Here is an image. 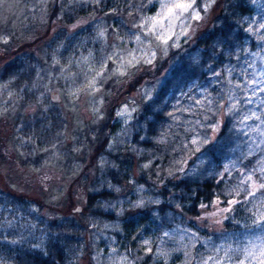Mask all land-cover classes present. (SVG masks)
<instances>
[{
	"label": "rangeland",
	"instance_id": "1",
	"mask_svg": "<svg viewBox=\"0 0 264 264\" xmlns=\"http://www.w3.org/2000/svg\"><path fill=\"white\" fill-rule=\"evenodd\" d=\"M55 1L0 0V189L4 191L0 194V246L43 248L49 236L44 228L50 222L73 219L83 232L65 248L67 264H133L128 246L150 252L153 264H173L172 249L183 250L199 240L202 245L196 253L205 254L192 264H260L264 260L260 255L264 250V196L252 197L249 222L208 241L197 239L190 227L156 232L151 225L155 215L152 205L159 198L137 183L135 176L141 168L137 156L131 159L132 164H124V171L118 170V184L102 173L107 157H100L94 165L89 158L90 146H95V135L104 123L108 124L105 133L110 149L138 153L130 123L140 103L155 97L158 83H143L125 93L129 80L138 67L151 64L193 35L202 23V11L212 15L215 0H199V4L189 0L192 8L188 12L174 21L164 20L152 31L150 18L161 12L162 0H146V11L138 17L127 14L122 20L120 13L109 11L107 16L94 13L65 24L57 21L60 14L50 18ZM113 1L58 3L62 11L91 4H102L99 8L104 10ZM196 13L199 19L194 18ZM240 24L247 36L236 51L235 62L224 61L221 68L216 65L206 83L191 82L181 96L200 101L210 86L223 84L227 95L219 120L224 113H231L238 128L255 142L264 135V118L259 115L264 110V0H251ZM160 35L167 43L158 38ZM23 52L35 55V76L26 89L36 98L25 104L21 101L24 88L14 86L13 79L2 73L3 65ZM52 91L59 94V102L51 103ZM107 99L113 101L111 118ZM50 111L59 113L63 127L55 144L41 145L27 134L24 121L45 120ZM20 118L23 121L19 122ZM141 127L140 122L137 128ZM82 171L87 176L81 175ZM103 186L115 190L116 199L102 206L114 218L88 217L82 213L86 193ZM9 191L22 194L26 201L12 204ZM204 219L218 231L219 221ZM141 223L146 229L132 241V229ZM0 264L11 263L0 260Z\"/></svg>",
	"mask_w": 264,
	"mask_h": 264
},
{
	"label": "trees",
	"instance_id": "2",
	"mask_svg": "<svg viewBox=\"0 0 264 264\" xmlns=\"http://www.w3.org/2000/svg\"><path fill=\"white\" fill-rule=\"evenodd\" d=\"M58 1L50 7V18L60 17V14L57 21L64 24L94 13L107 16L109 11L120 13L124 20L127 14L138 17L147 8L146 0H114L104 10L99 8L102 4H91L87 8L62 11ZM250 1L215 0L210 9L212 15L209 17L202 11V23L195 28L193 35L179 47L171 48L163 57L137 68L125 93H131L143 83H158L155 97L140 103L130 123L138 153L130 150L126 154L121 148L110 149L106 140V123L99 127L95 135V146H90L91 165L100 157H107L102 173L114 184L120 182L117 179L118 170L124 171V164H132L131 159L137 156L141 167L135 176L137 183L143 184L159 198L152 205L155 215L151 225L156 232L190 227L197 239L203 237L201 239L208 241L211 236L237 231L242 224L249 222L252 197L264 196V187H260L264 185V135L259 141H252L238 128L231 113H224L223 119L219 120L227 95L223 84L210 86L200 101L181 96V91L191 82L206 83L216 65L221 68L224 61L235 62L236 51L247 36L240 20L246 14ZM34 56L30 52L20 53L2 68V73L13 79L14 86L24 88L22 104L33 102L36 98L33 92L26 89L35 76ZM178 92L180 94L177 95ZM111 99L115 100V97ZM111 99H107V102L110 101V118ZM241 99L239 97V101ZM259 115L264 118V110ZM24 122L27 134L33 135L39 144L48 146L58 141L57 133L63 127L62 118L56 111H50L45 120L36 117ZM140 122L142 127L137 128ZM216 126L218 130L215 132ZM30 128L32 132H29ZM29 160L36 162L32 158ZM127 173L133 175L130 171ZM83 174L87 176L82 171ZM253 191L255 195H252ZM3 192L0 189V194ZM114 192V188L105 186L87 192L82 213L91 218H114L102 207L104 203L116 199ZM8 196L12 204L26 201L22 194L12 191ZM204 218L219 221L218 231L211 228L208 221L204 222ZM46 228L45 234L49 236L43 248L5 243L0 246V260H8L11 264H67L65 248L83 231L73 219L55 220ZM142 229H146L145 223L132 229V241ZM200 245L199 240L197 244H187L183 250L172 249L175 257L173 264H192L205 254L202 251L196 253ZM126 251L133 264H153L150 252L134 251L130 246Z\"/></svg>",
	"mask_w": 264,
	"mask_h": 264
},
{
	"label": "snow or ice",
	"instance_id": "3",
	"mask_svg": "<svg viewBox=\"0 0 264 264\" xmlns=\"http://www.w3.org/2000/svg\"><path fill=\"white\" fill-rule=\"evenodd\" d=\"M191 8L192 2H189V0H162L161 12L157 14V17L150 18L152 24L149 31H152L157 27H161L163 25L164 20H169L171 22L176 19H179L183 15V13L188 12ZM194 18L199 19V14L196 13ZM170 31L171 30H169V32ZM158 38L162 39L165 43H167V39L164 35H160ZM137 39H139V37H137ZM248 179L250 180L251 177H248ZM260 187H264V185H260ZM252 195H255V191L252 192ZM232 203H235V201H232ZM260 255L264 256V250L261 251ZM210 259L213 258L210 257ZM245 259H247V256L245 257ZM205 264H207V261H205ZM218 264H220V262H218ZM240 264H244V262L241 261ZM260 264H264V260H261Z\"/></svg>",
	"mask_w": 264,
	"mask_h": 264
},
{
	"label": "water",
	"instance_id": "4",
	"mask_svg": "<svg viewBox=\"0 0 264 264\" xmlns=\"http://www.w3.org/2000/svg\"><path fill=\"white\" fill-rule=\"evenodd\" d=\"M49 99L52 103H57L60 100L59 94L56 91L49 93Z\"/></svg>",
	"mask_w": 264,
	"mask_h": 264
}]
</instances>
